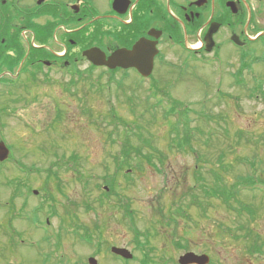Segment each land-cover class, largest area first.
<instances>
[{
  "label": "rangeland",
  "instance_id": "rangeland-1",
  "mask_svg": "<svg viewBox=\"0 0 264 264\" xmlns=\"http://www.w3.org/2000/svg\"><path fill=\"white\" fill-rule=\"evenodd\" d=\"M108 2L89 0L91 12L102 14ZM162 49L165 59L157 61L153 78L163 85L171 82V97L189 112L182 107L166 120L167 98H150L151 104L162 100L154 114L146 115L157 117L151 129L153 144L168 154L164 166L154 160L160 170L143 162L142 170L126 168L115 174L121 142H111L117 136L110 137L113 127L105 121L95 123L108 114L110 104L120 118L132 122L129 98L135 101V113L143 110L140 103L150 95L154 79L142 82L134 70L127 78L119 70L115 81L108 82L109 73L97 68L87 87L69 93L59 85L43 86L32 94L34 102L5 122L2 134L25 140L20 145L30 149L25 160L31 164L0 169V264H73L94 255V245H105L98 264H118L108 257L106 246L112 245L135 249V264L141 259L146 264H179L187 252L209 255L210 264H264V254L247 252L259 245L264 253V185L244 189L240 196L243 205L255 209L254 219L246 213L240 216L218 199L202 202L199 197L198 205L190 197L198 188L196 167L208 179L212 168L221 172V165L229 181L256 178L246 159L258 154L264 160V99H247L248 90L234 84L233 67L193 60L182 47L163 44ZM179 121L200 132L195 152L169 153V125ZM239 131L244 133L241 141L236 138ZM255 143H260L258 148ZM221 151L226 153L223 164L218 161ZM52 172L59 179L47 181ZM28 188L39 194L28 193Z\"/></svg>",
  "mask_w": 264,
  "mask_h": 264
},
{
  "label": "flooded vegetation",
  "instance_id": "flooded-vegetation-1",
  "mask_svg": "<svg viewBox=\"0 0 264 264\" xmlns=\"http://www.w3.org/2000/svg\"><path fill=\"white\" fill-rule=\"evenodd\" d=\"M39 1L0 0V141L10 150L1 167L23 169L31 164L25 160L30 149L20 145L25 140L2 134L5 122L34 102L32 94L43 86L59 85L66 93L87 87L90 62L84 52L91 47L109 56L117 48L131 49L143 37L158 41L154 69L165 59L163 44L186 47L192 51L190 58L199 62L235 68L232 77L248 90L247 99H264V0H202L200 5V0H130L124 13L113 11L109 0L107 9L92 18L89 0ZM96 26L104 36L91 45ZM153 29L162 33L158 40L149 35ZM103 246L94 245V255L72 263L100 261ZM113 247L129 250L133 257L115 254ZM106 249L118 264L138 262L136 250L128 245Z\"/></svg>",
  "mask_w": 264,
  "mask_h": 264
},
{
  "label": "trees",
  "instance_id": "trees-1",
  "mask_svg": "<svg viewBox=\"0 0 264 264\" xmlns=\"http://www.w3.org/2000/svg\"><path fill=\"white\" fill-rule=\"evenodd\" d=\"M163 13L166 14V10H163ZM100 36H103L101 34V29L97 30L96 34L92 37L90 44H97L100 42ZM97 42V43H95ZM191 53V52H190ZM97 69L94 66H90L89 69V77L90 75H93V71ZM118 70L114 71H108L110 81H115V73ZM185 73V72H184ZM183 74V71L180 72V75ZM124 77H127V71H124ZM154 76H152L151 79ZM120 86L121 83L117 82ZM171 82H166L164 85L159 81L154 79L152 81L150 89V95L146 97V100L140 103V106L143 107V110H145L143 113L141 111H137L135 113V104L133 102V99L129 98L128 102L131 103V111L134 115V120L132 122H128L118 116L115 111V106L110 104V110L108 114L105 116L100 117L97 122H103L105 121L106 124H109L110 127H113L110 131V137H116V139H112V143L116 144L118 142H121V151L116 155L117 157L114 158L115 164L117 166L115 174L118 172H121L123 170H127L130 172L132 168H137L139 170H142V163L146 162L152 167L156 168L157 170H160L158 168V165L154 162L155 159H157L160 163V165L164 166V162L167 160L168 154L164 152L163 150L155 148L153 144V139H155V136L153 134L152 126L155 124L157 117L155 115L150 116L149 118H146V115L149 113L154 114V111L156 110L157 106L162 103V100L155 101L154 104H151L149 102L150 98H156L160 94L163 95V97L167 98V101L169 103V108L164 111V118L167 120L170 119L172 115H174L177 112V109L185 108V105L181 103V101H178L171 97V94L167 89H169L172 84ZM98 94H101L102 90L97 89L96 90ZM110 103V102H109ZM139 103V102H138ZM186 109V108H185ZM186 111L189 112V109H186ZM88 113L90 114V118H94V114L92 113V110H88ZM212 120H214V117H209ZM170 130L167 138L169 139L168 144V150H170L169 153L176 152H186V150H190L191 152H195L193 149L194 146V140L197 136V134H200V132L197 130L196 127L191 128L189 126V122L181 123L179 121L176 124H170L169 125ZM214 137H216L214 135ZM263 136H260L258 141H262ZM238 141H241L244 138V133L239 131V134L236 136ZM226 139H229V136H227ZM212 140V138H211ZM220 145V142L218 143ZM256 144V143H255ZM260 144V143H259ZM256 144L257 148L258 145ZM146 147L150 151L146 152L142 148ZM233 148V146H232ZM202 158V157H200ZM197 159L199 160V157L197 156ZM226 159V153L224 151L220 152L219 156V163L223 164V162ZM228 159V156H227ZM78 158L74 156L72 158L73 162H77ZM249 165L250 171L254 172L256 175V178L254 176H248V177H242L240 179H237L232 182L227 180V173L228 171L221 165V172L218 170V168H212L209 172V175L212 176L210 179L206 178L205 174L202 172V174L199 173V168H195V174L197 175L196 181L198 184L199 194L197 193V190L195 193H191L190 197L193 198L194 203H197L200 205L199 197L202 202H205L204 199H218L220 200L227 208H229L231 211H234L238 213L240 216L243 215V213L248 214V216L252 219L256 214V211L254 208L249 207V205H243L240 201L241 193L244 189H251L255 188V186L264 185V160H261L258 154L253 155L251 158L246 159ZM245 160V161H246ZM242 161V159H241ZM1 168V167H0ZM109 169V167L107 168ZM106 169V170H107ZM108 171V170H107ZM51 176L48 177L47 181H50L51 179H59V176L57 173L52 172L50 174ZM205 175V176H204ZM54 177V178H53ZM129 177V176H128ZM106 178H108L106 176ZM108 182V180H106ZM49 197V196H48ZM52 199L51 201H54V198L50 196ZM210 201V200H209ZM235 206L241 209H236ZM55 208V207H54ZM87 209H92L91 206L87 205ZM178 210L183 211L182 206H178ZM53 214H56V211L54 210L52 212ZM186 214V213H183ZM98 228L99 226L96 225ZM87 229V228H85ZM243 229V227L241 228ZM89 240H91L90 237H88ZM257 240V239H256ZM259 241V240H258ZM250 249H247V252L253 253V254H264L262 252V248L259 245H253L249 247Z\"/></svg>",
  "mask_w": 264,
  "mask_h": 264
},
{
  "label": "water",
  "instance_id": "water-1",
  "mask_svg": "<svg viewBox=\"0 0 264 264\" xmlns=\"http://www.w3.org/2000/svg\"><path fill=\"white\" fill-rule=\"evenodd\" d=\"M130 0H114L113 10L119 13H124L127 4ZM202 0L197 4L200 5ZM125 6V9H123ZM161 32L157 30H151L149 35L159 39ZM210 36V31L206 36V40ZM157 41H149L146 38H141L131 50L126 48H120L114 51L109 57L99 48H91L84 52V56L96 67H107L108 69L114 70L121 68L124 70L127 69H136L140 75L145 78H148L154 68V60L157 54L159 53L157 49ZM212 47L208 48V51H211ZM9 149L4 142H0V162H4L9 157ZM37 194V191L35 192ZM113 251L117 254H120L126 258H131V255L128 254V251L125 249L113 248ZM91 264H97L94 259L90 260ZM180 264H209L210 257L208 255H197L193 252H188L180 257Z\"/></svg>",
  "mask_w": 264,
  "mask_h": 264
}]
</instances>
